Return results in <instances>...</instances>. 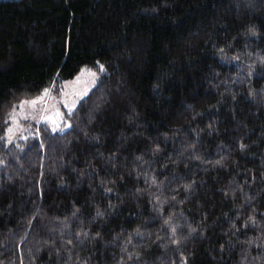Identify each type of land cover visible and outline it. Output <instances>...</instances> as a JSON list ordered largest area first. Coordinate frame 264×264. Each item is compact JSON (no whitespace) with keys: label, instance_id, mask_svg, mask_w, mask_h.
<instances>
[{"label":"trees","instance_id":"obj_1","mask_svg":"<svg viewBox=\"0 0 264 264\" xmlns=\"http://www.w3.org/2000/svg\"><path fill=\"white\" fill-rule=\"evenodd\" d=\"M0 264H264V0H0Z\"/></svg>","mask_w":264,"mask_h":264},{"label":"rangeland","instance_id":"obj_2","mask_svg":"<svg viewBox=\"0 0 264 264\" xmlns=\"http://www.w3.org/2000/svg\"><path fill=\"white\" fill-rule=\"evenodd\" d=\"M223 60H230L228 54L221 53ZM103 70L101 63L97 69L82 67L72 78L52 82L38 96L22 99L15 103L7 117L6 128L8 142L26 133H38L35 124L48 122L54 129H61L64 112H70L77 101L84 97L97 81ZM69 126L68 122L64 128Z\"/></svg>","mask_w":264,"mask_h":264}]
</instances>
